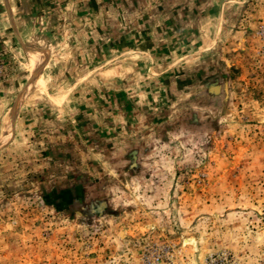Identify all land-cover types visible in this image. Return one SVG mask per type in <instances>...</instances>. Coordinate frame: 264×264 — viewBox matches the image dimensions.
<instances>
[{"label":"rangeland","instance_id":"374dc122","mask_svg":"<svg viewBox=\"0 0 264 264\" xmlns=\"http://www.w3.org/2000/svg\"><path fill=\"white\" fill-rule=\"evenodd\" d=\"M245 12L209 54L211 92L85 181L0 196V264H264V0ZM28 62L17 104L40 79L48 94Z\"/></svg>","mask_w":264,"mask_h":264},{"label":"crops","instance_id":"0c3cea01","mask_svg":"<svg viewBox=\"0 0 264 264\" xmlns=\"http://www.w3.org/2000/svg\"><path fill=\"white\" fill-rule=\"evenodd\" d=\"M246 3L0 0V196L81 182L173 118L178 102L211 92L209 54L246 19ZM28 52L46 63L48 94L40 79L30 89L45 92L17 104L31 77Z\"/></svg>","mask_w":264,"mask_h":264},{"label":"built area","instance_id":"2783aa9c","mask_svg":"<svg viewBox=\"0 0 264 264\" xmlns=\"http://www.w3.org/2000/svg\"><path fill=\"white\" fill-rule=\"evenodd\" d=\"M4 71H5V65L0 60V78L4 74Z\"/></svg>","mask_w":264,"mask_h":264}]
</instances>
